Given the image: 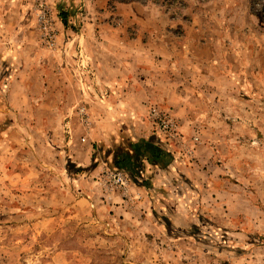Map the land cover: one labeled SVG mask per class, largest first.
I'll return each mask as SVG.
<instances>
[{
    "label": "rangeland",
    "instance_id": "374dc122",
    "mask_svg": "<svg viewBox=\"0 0 264 264\" xmlns=\"http://www.w3.org/2000/svg\"><path fill=\"white\" fill-rule=\"evenodd\" d=\"M162 2L0 0V264H264V0Z\"/></svg>",
    "mask_w": 264,
    "mask_h": 264
},
{
    "label": "trees",
    "instance_id": "16d2710c",
    "mask_svg": "<svg viewBox=\"0 0 264 264\" xmlns=\"http://www.w3.org/2000/svg\"><path fill=\"white\" fill-rule=\"evenodd\" d=\"M155 1L160 2L162 0ZM166 1L163 0L162 3L169 6L177 4L174 2L177 0H173V2L168 0L171 2L170 4ZM153 140L159 142H154ZM131 149H133V153ZM176 160V153L170 147V144L164 142L161 138L149 136L139 138L133 141L129 148L118 151L114 164L118 170L124 171L129 179L139 177L144 180L142 184H146L149 177L152 178L154 175H158L160 171L172 167ZM148 171L152 172V174L147 176Z\"/></svg>",
    "mask_w": 264,
    "mask_h": 264
},
{
    "label": "built area",
    "instance_id": "2783aa9c",
    "mask_svg": "<svg viewBox=\"0 0 264 264\" xmlns=\"http://www.w3.org/2000/svg\"><path fill=\"white\" fill-rule=\"evenodd\" d=\"M40 4H43V1H41ZM41 18H43L42 15H41ZM44 30H45V34H47V37L49 38L50 42H52L53 39H54V34H53L52 30H50V27H48L47 24H45ZM81 111L83 112V114H85V108H82ZM165 127L166 128H171V127H169V124H167V123L165 124ZM117 176H118V179H116V182L120 183L121 185H124L126 187L127 186V178H126V175L124 174V172L120 171L117 174Z\"/></svg>",
    "mask_w": 264,
    "mask_h": 264
},
{
    "label": "crops",
    "instance_id": "0c3cea01",
    "mask_svg": "<svg viewBox=\"0 0 264 264\" xmlns=\"http://www.w3.org/2000/svg\"><path fill=\"white\" fill-rule=\"evenodd\" d=\"M154 142H159V141H155V140H153ZM163 146V145H162ZM133 151V149H131V152ZM133 153V152H132ZM142 190V189H141Z\"/></svg>",
    "mask_w": 264,
    "mask_h": 264
}]
</instances>
